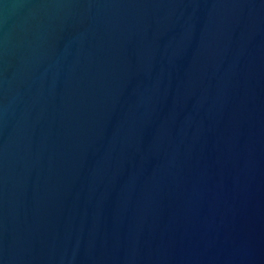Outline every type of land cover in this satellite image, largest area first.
Wrapping results in <instances>:
<instances>
[{
    "label": "water",
    "instance_id": "95a60500",
    "mask_svg": "<svg viewBox=\"0 0 264 264\" xmlns=\"http://www.w3.org/2000/svg\"><path fill=\"white\" fill-rule=\"evenodd\" d=\"M0 264H264V0H0Z\"/></svg>",
    "mask_w": 264,
    "mask_h": 264
}]
</instances>
